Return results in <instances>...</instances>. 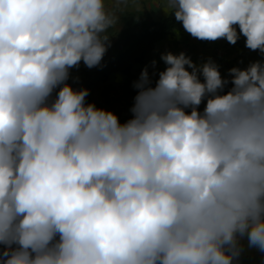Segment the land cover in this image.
Wrapping results in <instances>:
<instances>
[{
    "label": "clouds",
    "instance_id": "9594fccd",
    "mask_svg": "<svg viewBox=\"0 0 264 264\" xmlns=\"http://www.w3.org/2000/svg\"><path fill=\"white\" fill-rule=\"evenodd\" d=\"M108 2L0 0V264H233L244 237L264 251V63L229 81L163 54L122 124L67 83L100 65ZM166 5L197 39L264 53V0Z\"/></svg>",
    "mask_w": 264,
    "mask_h": 264
},
{
    "label": "crops",
    "instance_id": "0c3cea01",
    "mask_svg": "<svg viewBox=\"0 0 264 264\" xmlns=\"http://www.w3.org/2000/svg\"><path fill=\"white\" fill-rule=\"evenodd\" d=\"M107 7L120 15L118 24L110 28L105 35L108 36L109 47L118 38L124 28L123 14L126 11L140 12L144 15H151L154 18L167 16L171 10H167L166 0H126V3H117V0H109ZM239 33V27L236 26ZM246 37L240 35L235 45L230 44L226 39L216 41H203L193 37L188 33L181 21L177 27L164 39L159 41L154 49L148 54L145 61L133 69V74L139 81L142 72L147 67L151 86H155L159 79V73L166 70L167 65L161 59L163 54L173 53L179 55L186 54L195 63L201 67L209 61L215 63L221 73L222 78L230 80L229 70L238 67L241 70L246 69L251 63H264V53L259 50L253 51L246 46ZM107 48V50H108ZM155 62V65H153ZM192 71V69H188ZM81 77V68L73 67L70 69L69 80L77 81ZM201 82L204 81L202 73L199 74ZM67 81V83H68ZM61 85L60 87H62ZM135 87L131 80L122 73L111 75L106 81L96 85L92 92L86 97L87 104H95L97 108L108 110L116 114L123 124L133 118L131 112L135 103ZM59 87L50 97L49 103L53 102L58 94ZM206 103L202 102L199 106L203 107ZM190 113L191 109H187ZM4 247L0 245V256H3Z\"/></svg>",
    "mask_w": 264,
    "mask_h": 264
},
{
    "label": "trees",
    "instance_id": "16d2710c",
    "mask_svg": "<svg viewBox=\"0 0 264 264\" xmlns=\"http://www.w3.org/2000/svg\"><path fill=\"white\" fill-rule=\"evenodd\" d=\"M178 22L172 11L160 18L126 11L123 14L124 28L112 47L106 51L100 65L88 68L81 62L79 64L81 77L77 81L69 80L68 84L76 90L87 89L90 94L97 84L106 81L115 73H122L135 85L137 79L133 69L145 61L155 45L169 35L177 27ZM232 87L233 85L229 83L222 94H226ZM138 91L135 88V95ZM205 107L206 105L199 110L203 112Z\"/></svg>",
    "mask_w": 264,
    "mask_h": 264
},
{
    "label": "rangeland",
    "instance_id": "374dc122",
    "mask_svg": "<svg viewBox=\"0 0 264 264\" xmlns=\"http://www.w3.org/2000/svg\"><path fill=\"white\" fill-rule=\"evenodd\" d=\"M109 41L111 40L108 39L107 48L110 46ZM110 48H108V50ZM204 102L207 103V99H205L203 103ZM238 247L240 251L234 258L233 264H264V251L250 247L246 237L239 239Z\"/></svg>",
    "mask_w": 264,
    "mask_h": 264
}]
</instances>
